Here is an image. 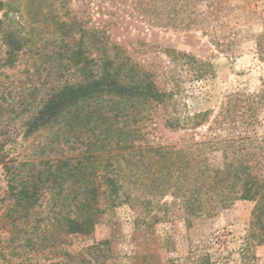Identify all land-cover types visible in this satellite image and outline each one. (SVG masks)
I'll return each mask as SVG.
<instances>
[{
  "label": "rangeland",
  "instance_id": "374dc122",
  "mask_svg": "<svg viewBox=\"0 0 264 264\" xmlns=\"http://www.w3.org/2000/svg\"><path fill=\"white\" fill-rule=\"evenodd\" d=\"M0 1L5 4L0 12V264H84L90 257L92 264H264V245L250 225L252 203L193 215L186 210L187 198L172 196L176 176L167 192L154 191L157 185L150 182L159 165L150 155L141 161L127 151L116 155L113 142L102 149V136L69 131L63 120L24 136V124L53 89L81 80L74 67L81 62L71 60L82 43L80 30L103 27L113 45L158 71V82L175 93L167 112L152 109L151 118L139 124L137 143L180 148L202 140L226 97L262 87L264 0H196L191 11L198 24L182 17L181 24L164 27L140 19L129 3L117 0ZM212 1L214 12L209 9L212 15L204 19ZM12 32L19 38L14 46L6 38ZM90 55H96L95 48ZM193 61L207 65L201 77ZM199 114L206 118L194 129L165 123L170 116L184 121ZM261 117L258 129L264 133V113ZM87 148L93 152L84 153ZM117 166L123 175L119 199L111 205L100 196L96 220L84 232L70 228L79 198L73 192L85 184L83 177L104 188L100 177L114 175ZM39 178L44 184L36 204L13 208L8 183Z\"/></svg>",
  "mask_w": 264,
  "mask_h": 264
},
{
  "label": "trees",
  "instance_id": "16d2710c",
  "mask_svg": "<svg viewBox=\"0 0 264 264\" xmlns=\"http://www.w3.org/2000/svg\"><path fill=\"white\" fill-rule=\"evenodd\" d=\"M193 1L196 0H117V3H129L127 7L140 19L164 27L176 21L181 24L182 17L189 24H198L199 18L191 11ZM214 5L213 1L209 2L204 19L212 15L208 11L212 9L214 12ZM4 6L0 1V12ZM73 25L61 23L62 27L71 28ZM2 27L0 17V30ZM80 32L82 43L71 55V60L79 58L81 66L74 64V67L81 74V80L53 89L24 124V136L63 120L64 127L69 131L88 132L95 139L102 136L99 140L102 149L113 142L116 155L127 151L128 156L138 154V161L144 160V154L150 155L149 158L156 159L159 165L155 180L150 182L157 185L155 192H167L171 187L169 180L176 176V193L172 196L187 198L186 210L193 215L225 210L238 201L250 202L253 204L251 229L256 233L257 243L264 245V133L258 129L264 113V82L260 90L251 94L239 92L226 97L202 140L180 148L142 147L137 143L142 139L139 124L151 118L152 109L160 107L167 112L174 90L168 91L158 82L162 77L158 71L145 69L113 45L103 27L82 28ZM6 38L12 41V46L19 44L16 43L19 38L13 32ZM92 48L96 51L94 57L90 55ZM258 49L261 50L260 44ZM181 57L191 60L184 55ZM206 66L194 62L197 77L205 73ZM205 118L206 114H199L180 121L179 117L170 116L165 123L171 129H194ZM2 147L0 144V159ZM91 152L88 148L84 151ZM116 169L114 175L100 177L104 188L90 185L87 175L83 177L85 184L73 192L79 198L75 206L77 216L68 221L70 228L84 232L96 220L94 204L100 196L108 197L111 205L119 199L123 175L118 166ZM42 184L41 178L8 183L13 208L22 211L32 208L38 200ZM99 246L91 247L90 253H94ZM91 260V257L89 260L85 258L84 264H92Z\"/></svg>",
  "mask_w": 264,
  "mask_h": 264
}]
</instances>
